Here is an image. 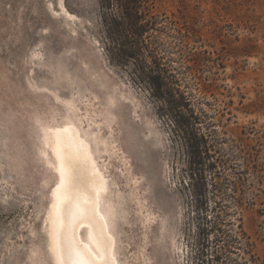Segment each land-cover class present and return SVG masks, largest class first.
Listing matches in <instances>:
<instances>
[{"label": "rangeland", "instance_id": "1", "mask_svg": "<svg viewBox=\"0 0 264 264\" xmlns=\"http://www.w3.org/2000/svg\"><path fill=\"white\" fill-rule=\"evenodd\" d=\"M103 6L0 0V264H33L36 248L49 264L43 217L55 180L44 133L74 117L64 103L78 93L80 114L110 148L103 163L113 202H123L115 225L122 261L202 264L222 237L226 264H264V0H158L167 27L154 36L177 112L141 80L146 51L141 61L110 60L104 20L120 14ZM177 89L216 165L203 196L191 172L193 138L178 125L191 113Z\"/></svg>", "mask_w": 264, "mask_h": 264}, {"label": "bare ground", "instance_id": "2", "mask_svg": "<svg viewBox=\"0 0 264 264\" xmlns=\"http://www.w3.org/2000/svg\"><path fill=\"white\" fill-rule=\"evenodd\" d=\"M67 82L72 84L71 80ZM80 99L78 93L71 101H65L74 117L45 129V140H41L54 174L51 182L55 180L43 217L45 251L49 264H68L69 251L79 253V257L74 255L73 258L82 259L86 264H127L122 261L123 243L120 245L115 230L116 222L122 216L123 202H113L114 191L109 189L108 168L103 163L110 148L100 130L94 129L96 123L93 124L87 114H80ZM47 150L53 156V162L46 154ZM85 177L88 178L86 189L82 187ZM146 219L153 220L150 214ZM39 254L36 248L32 254L33 264H42L38 260Z\"/></svg>", "mask_w": 264, "mask_h": 264}, {"label": "trees", "instance_id": "3", "mask_svg": "<svg viewBox=\"0 0 264 264\" xmlns=\"http://www.w3.org/2000/svg\"><path fill=\"white\" fill-rule=\"evenodd\" d=\"M158 0H101L104 9H110L116 5L119 10V16H110L105 18L104 24L106 26V34L110 45L107 50L110 54V60L112 62L129 63L131 61H141L144 52L148 54V58L144 60L143 66L139 67L140 78L144 80L152 90L159 94V99L164 102L168 111L177 112L180 106L171 103L170 97L172 93L168 87L167 79L174 78L168 69V62H165V54L159 53V46L155 40V33L158 32L159 26L167 23V17L161 18L158 14L156 3ZM166 20V21H165ZM172 23V22H171ZM150 62L157 67L162 74H155V72L148 73L146 68L147 62ZM123 61V62H122ZM145 64V66H144ZM146 67V68H145ZM164 75V76H163ZM181 100L183 101L184 108L191 106L189 98L185 96L179 89H177ZM190 110V117L180 116L178 125L183 128V131L192 136L190 139L191 145V172L193 178L196 177L195 187L197 189L198 196H203L202 191L206 186L205 174L207 171L215 172L216 165L210 162L207 143L204 140V136L198 138L197 131L194 130L193 121L198 118L194 116V111ZM213 184V188L222 193V188ZM219 195H216V197ZM216 207L214 212V227L218 228L219 222L221 223V214L217 210L222 207L221 202H215ZM218 233H221L220 228L217 229ZM223 233V232H222ZM222 237H218L214 241V257L210 260L203 259L202 264H226L225 251L226 246H219L223 240ZM219 246V247H218ZM202 257L207 256L204 252L201 253Z\"/></svg>", "mask_w": 264, "mask_h": 264}, {"label": "snow or ice", "instance_id": "4", "mask_svg": "<svg viewBox=\"0 0 264 264\" xmlns=\"http://www.w3.org/2000/svg\"><path fill=\"white\" fill-rule=\"evenodd\" d=\"M74 255L76 257H79V253H73L72 251H69L67 254V260H68V264H86L85 261H83L82 259H74Z\"/></svg>", "mask_w": 264, "mask_h": 264}]
</instances>
